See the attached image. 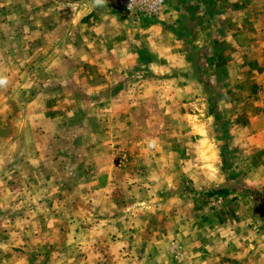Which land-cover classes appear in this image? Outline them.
Here are the masks:
<instances>
[{
  "label": "rangeland",
  "instance_id": "obj_1",
  "mask_svg": "<svg viewBox=\"0 0 264 264\" xmlns=\"http://www.w3.org/2000/svg\"><path fill=\"white\" fill-rule=\"evenodd\" d=\"M185 1L0 0V264H264V0Z\"/></svg>",
  "mask_w": 264,
  "mask_h": 264
},
{
  "label": "crops",
  "instance_id": "obj_2",
  "mask_svg": "<svg viewBox=\"0 0 264 264\" xmlns=\"http://www.w3.org/2000/svg\"><path fill=\"white\" fill-rule=\"evenodd\" d=\"M194 1L197 3H200L199 0H190V1L186 0L185 4H190V3H193ZM262 3H263V1H262ZM223 4H226V3H223ZM238 4L246 6V5H249L251 3L249 1H242V2L238 1ZM252 4H254V3H252ZM219 5H221L220 2H219ZM165 13H164L163 17H160L159 19L164 18L163 19L164 22L171 23V19L173 16L171 14H168L167 12H165ZM205 20H207V18ZM245 20L241 19V23H245ZM252 21L254 23H256L257 22L256 17ZM173 24L174 23H171V25H173ZM225 27L226 26L223 25L222 29ZM234 27L236 30L233 29L232 31H229L233 34L227 33V37L225 36L224 38H222L223 41L225 43H227V45L226 46L224 45V47L226 48L227 46H229L230 49L236 50L238 52V54H240V53L244 54V56L240 59L244 68H246L248 70H254L256 72L257 77H258L257 78V85H261V88H262L261 94L263 95V96H261L260 105H259L260 106L259 107L260 114H257L256 116L257 117H264V111L262 110V106H264V104H263V102H264V29L263 30H251L249 27L248 28H246V27L242 28L241 25L240 26L235 25ZM152 29L156 30V27L152 28ZM157 32H158V30H157ZM163 35L165 36L164 33H163ZM167 38H169V37H167ZM149 41H150V43L152 42L151 45L153 48H155L154 50H156V48H157V50L160 48L156 40L152 39ZM230 41L233 42L232 46L230 44ZM235 64L238 65V62H234V61L226 62L227 66H229V65L234 66Z\"/></svg>",
  "mask_w": 264,
  "mask_h": 264
},
{
  "label": "built area",
  "instance_id": "obj_3",
  "mask_svg": "<svg viewBox=\"0 0 264 264\" xmlns=\"http://www.w3.org/2000/svg\"><path fill=\"white\" fill-rule=\"evenodd\" d=\"M124 13L137 17L151 18L157 16L162 9L161 0H116Z\"/></svg>",
  "mask_w": 264,
  "mask_h": 264
},
{
  "label": "clouds",
  "instance_id": "obj_4",
  "mask_svg": "<svg viewBox=\"0 0 264 264\" xmlns=\"http://www.w3.org/2000/svg\"><path fill=\"white\" fill-rule=\"evenodd\" d=\"M7 84V78L6 77H0V86Z\"/></svg>",
  "mask_w": 264,
  "mask_h": 264
}]
</instances>
